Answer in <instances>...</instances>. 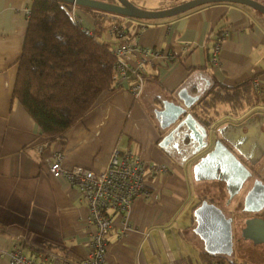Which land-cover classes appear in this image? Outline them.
I'll use <instances>...</instances> for the list:
<instances>
[{
	"label": "crops",
	"instance_id": "0c3cea01",
	"mask_svg": "<svg viewBox=\"0 0 264 264\" xmlns=\"http://www.w3.org/2000/svg\"><path fill=\"white\" fill-rule=\"evenodd\" d=\"M131 1L157 9L185 0ZM30 5L31 0H0V264H10L9 253L18 247L39 264H45L50 253L72 264H79L85 256L87 204L74 186L43 168L59 149L64 167L101 170L114 149L130 150L146 162L169 167L163 173L148 171V195L134 199L128 212L113 218L106 264H218L207 263L204 254L264 264V241L256 240L257 244L250 234H243L247 218L264 219V206L254 212L244 209L243 198L251 181L229 195L223 177L197 176L194 169L212 148L219 127L236 124L252 112L264 114V101L234 108L212 99L217 85L233 86L256 76L257 94L264 100V15L242 4L218 2L156 20L119 17L118 23L134 45L174 57L144 64L148 78L139 98L114 86L64 136L51 139L11 96L27 26L25 9ZM75 13L83 26L94 27L90 11L76 8ZM219 33L223 36L219 62L212 64L209 55ZM102 37L113 40L104 32ZM182 44L188 48L180 54ZM185 102L190 103L185 114L212 118L203 124L209 129L206 145L200 120L193 123L194 132L182 127L179 134L168 135L174 126L165 125L168 108ZM184 134L189 137L183 139ZM263 164L264 156L258 162ZM203 200L232 218L231 243L224 251L217 241L208 246L200 231L195 211ZM255 247L259 251L249 252Z\"/></svg>",
	"mask_w": 264,
	"mask_h": 264
},
{
	"label": "trees",
	"instance_id": "16d2710c",
	"mask_svg": "<svg viewBox=\"0 0 264 264\" xmlns=\"http://www.w3.org/2000/svg\"><path fill=\"white\" fill-rule=\"evenodd\" d=\"M73 8L93 14L92 35L85 33L86 26L73 20ZM100 12L107 13L61 0H31L11 96L21 103L41 133L51 139L64 136L93 108L103 92L115 86L112 49L116 41L102 37L110 21L100 18ZM252 78L233 86L217 85L212 99L234 108L264 101L253 92ZM193 116L206 125L212 119L196 112ZM203 257L207 263L249 264L212 254Z\"/></svg>",
	"mask_w": 264,
	"mask_h": 264
},
{
	"label": "built area",
	"instance_id": "2783aa9c",
	"mask_svg": "<svg viewBox=\"0 0 264 264\" xmlns=\"http://www.w3.org/2000/svg\"><path fill=\"white\" fill-rule=\"evenodd\" d=\"M29 13L30 9L26 8L25 15L28 16ZM98 16L110 21L105 34L116 41L112 49L115 57V86L125 88L137 99L141 96L148 78L144 64L162 57L172 59L174 56L162 50L134 45L128 39L125 29L118 23L119 15L100 12ZM72 17L74 21L82 24L75 8L72 9ZM83 29L85 33L93 34V28ZM222 37L216 38L212 44L209 55L212 64L219 62L218 52ZM187 48V44L180 45V54ZM252 87L256 94L260 92L256 76L252 78ZM43 168L50 176L61 177L74 186L87 204L88 212L83 220L87 228V251L79 264H106L108 237L114 231L113 218L128 212L134 199L148 195V171L163 173L169 169L164 163L146 162L130 150L116 149L109 154L105 167L98 171L81 165L64 167L60 149L54 151L51 158L43 163ZM124 224L126 229L128 226ZM9 256L10 264H39L26 256L20 247L11 250ZM45 259V264H72L67 258L52 253Z\"/></svg>",
	"mask_w": 264,
	"mask_h": 264
},
{
	"label": "water",
	"instance_id": "95a60500",
	"mask_svg": "<svg viewBox=\"0 0 264 264\" xmlns=\"http://www.w3.org/2000/svg\"><path fill=\"white\" fill-rule=\"evenodd\" d=\"M73 5L93 8L116 15L134 19H162L172 17L196 6L213 2H231L248 6L264 15V4L257 0H185L177 4L157 9L140 7L131 0H61ZM190 103L176 104L168 108L169 115L166 126L174 125L168 135L178 133L180 128L193 129L197 123L189 112L185 114ZM199 122V121H198ZM200 124V123H199ZM202 124V123H201ZM205 129L203 138L206 145L209 140V129ZM189 131V130H188ZM189 133L190 132H185ZM219 134L214 140L212 148L201 156L200 161L194 164L195 174L223 177L228 182L229 195L237 193L245 182L251 184L243 198V206L247 211H260L264 206V178L259 176L258 162L264 156V114L256 111L238 123H227L219 127ZM189 134H184L183 139ZM238 155L247 160L240 159ZM196 219L200 222V231L206 239V244L218 242L221 250H226L231 243L232 218L226 217L223 209L213 203L202 201L195 211ZM244 235L254 240L264 241V219L258 216L246 219ZM208 235H210L208 238Z\"/></svg>",
	"mask_w": 264,
	"mask_h": 264
},
{
	"label": "flooded vegetation",
	"instance_id": "af4514ba",
	"mask_svg": "<svg viewBox=\"0 0 264 264\" xmlns=\"http://www.w3.org/2000/svg\"><path fill=\"white\" fill-rule=\"evenodd\" d=\"M261 165V164H260ZM259 176H261V172H262V170L264 169V164L262 165V166H260L259 167ZM263 214H264V211H263Z\"/></svg>",
	"mask_w": 264,
	"mask_h": 264
},
{
	"label": "rangeland",
	"instance_id": "374dc122",
	"mask_svg": "<svg viewBox=\"0 0 264 264\" xmlns=\"http://www.w3.org/2000/svg\"><path fill=\"white\" fill-rule=\"evenodd\" d=\"M258 1V0H257ZM264 215V214H263ZM254 242H257L256 240H254ZM257 244H258V242H257ZM254 251H259L258 249H257V247H255V249H250L249 250V252H254Z\"/></svg>",
	"mask_w": 264,
	"mask_h": 264
}]
</instances>
